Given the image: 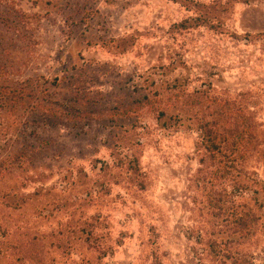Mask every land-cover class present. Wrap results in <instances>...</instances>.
<instances>
[{
	"label": "rangeland",
	"instance_id": "374dc122",
	"mask_svg": "<svg viewBox=\"0 0 264 264\" xmlns=\"http://www.w3.org/2000/svg\"><path fill=\"white\" fill-rule=\"evenodd\" d=\"M222 104L243 136L225 176L198 131ZM23 247L264 264L262 0H0V264H35Z\"/></svg>",
	"mask_w": 264,
	"mask_h": 264
},
{
	"label": "trees",
	"instance_id": "16d2710c",
	"mask_svg": "<svg viewBox=\"0 0 264 264\" xmlns=\"http://www.w3.org/2000/svg\"><path fill=\"white\" fill-rule=\"evenodd\" d=\"M262 1L264 2V0ZM207 22L208 20L202 21L195 26L207 24ZM179 26L183 30L193 27L186 23H181ZM210 27L213 26L210 25ZM222 105L219 106L221 111L224 110L222 117L215 118L211 122L207 119L200 120L198 131L201 147L210 159L217 160L221 165L222 174L225 176V174H230V169L233 168L234 163L242 156L243 136L241 123L238 121L235 111H232L228 105ZM237 224L241 225L240 221ZM17 254H20L21 259H25L26 261L32 260L35 264H43L40 253L33 247L31 249L25 247L19 248Z\"/></svg>",
	"mask_w": 264,
	"mask_h": 264
}]
</instances>
